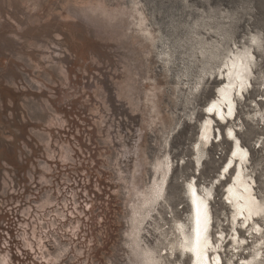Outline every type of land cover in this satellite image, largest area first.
I'll use <instances>...</instances> for the list:
<instances>
[{
	"label": "rangeland",
	"instance_id": "1",
	"mask_svg": "<svg viewBox=\"0 0 264 264\" xmlns=\"http://www.w3.org/2000/svg\"><path fill=\"white\" fill-rule=\"evenodd\" d=\"M247 50L251 87L211 129L235 130L264 210V0H0V264H188L187 181L211 188L223 264H264V215L233 219L215 180L231 143L198 170L191 150Z\"/></svg>",
	"mask_w": 264,
	"mask_h": 264
},
{
	"label": "bare ground",
	"instance_id": "2",
	"mask_svg": "<svg viewBox=\"0 0 264 264\" xmlns=\"http://www.w3.org/2000/svg\"><path fill=\"white\" fill-rule=\"evenodd\" d=\"M253 58V54L249 50L233 52L232 56L228 58L225 63V69L218 74L221 83L217 86L214 96L204 106V110L202 111L204 116L200 120L197 138L191 148L194 156V169L198 170L200 164L202 165L203 163L204 146H207L208 143H216V137H220V140L224 137L231 143L227 157L215 180L221 181L226 179L227 175H230L229 181L223 187L226 188L223 190V196L225 195L227 203L232 207L233 219L238 218L247 221V227L250 225V220H252L251 224L256 225L254 216L259 217L264 215V210L253 193L252 180L244 173V169L248 164V150L241 145L233 128L227 127L226 132L222 135L220 131L215 132L214 128L211 129V122L214 120L215 122L221 123L218 117L225 121L226 124L236 119L237 103L235 94L236 92H241L243 96V90L247 89L248 92V88L251 87L250 77L253 72L251 67ZM231 164L233 165L231 166ZM171 169L169 162H167L166 166L162 167L165 175ZM221 175L223 178H220ZM165 177L167 176H164V179ZM160 190H162L161 187L154 193H158ZM184 193L189 206L188 222L185 224V222L177 221L180 240L172 247L171 254L172 252L183 254L185 256L184 258L188 259V264H223L219 252V245L213 240L210 241L208 234L210 230L211 236L213 229V218L210 206L211 188L205 186L200 191L194 182L187 181ZM217 233L220 234V232ZM239 239V237L236 239V244H239ZM219 240L222 244L223 240L221 238ZM187 251H190L191 255H187ZM254 260L255 256L252 257L251 261ZM241 264L251 263L247 259H243Z\"/></svg>",
	"mask_w": 264,
	"mask_h": 264
}]
</instances>
